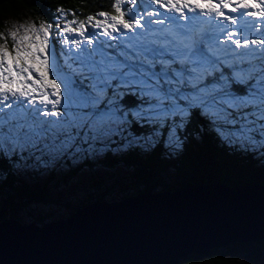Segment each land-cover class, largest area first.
<instances>
[{"label":"snow or ice","instance_id":"obj_1","mask_svg":"<svg viewBox=\"0 0 264 264\" xmlns=\"http://www.w3.org/2000/svg\"><path fill=\"white\" fill-rule=\"evenodd\" d=\"M58 12L59 52L46 21L22 24L0 43V145L15 157L112 129L127 135L129 119L153 138L179 140L194 111L219 125L222 139H264V0H114L87 23ZM154 37L173 46L156 65L170 79L127 68L126 49ZM85 53L84 66H74ZM127 96L143 111L119 110Z\"/></svg>","mask_w":264,"mask_h":264},{"label":"trees","instance_id":"obj_2","mask_svg":"<svg viewBox=\"0 0 264 264\" xmlns=\"http://www.w3.org/2000/svg\"><path fill=\"white\" fill-rule=\"evenodd\" d=\"M113 2L114 0H0V43L4 42L3 36H7L15 22L31 24L46 21L54 26L55 20L61 15L58 9L68 11L67 19L86 20L88 15H94L100 10L111 11ZM148 40L151 39L139 44L145 46ZM8 42L12 43L10 38ZM161 43L159 39L154 44ZM131 51L134 56L129 55L132 59L127 61L128 69H138V64H141L140 67L150 77L164 79L161 71L166 73L167 70L157 72L156 65L171 54L156 57L148 52L142 56L136 51ZM145 59H152L154 63L146 65ZM172 71L174 73L175 69ZM122 104L126 109L137 107L135 109L143 111L144 108V105L139 104L132 96L125 97ZM130 125L133 130L129 131L141 135L142 142L115 153L105 150L101 155L94 156V160L86 156L82 162L70 165L61 174L60 179L52 184L55 187L69 185L78 170L87 166L92 171L89 175L94 189L78 197L73 205L50 192L48 181H51L54 170L50 171V179L41 181L34 175L18 169L19 156L15 157L11 150L0 145V220L9 216L21 218L23 211L31 204L39 202L64 201L63 206L69 214L77 207L99 198H116V195H110L114 193L121 197L142 190L178 189L189 182L198 185L222 182L232 186L254 182L264 184V146L252 148L242 143L229 142L226 138L222 139L215 130L218 125H213L201 117L198 111L193 112L190 123L179 134L180 139L174 144H168L165 137L153 138L149 127L143 124L130 122ZM94 163L103 167V170L94 174ZM72 195L73 192L69 194L71 200ZM66 215L54 217L52 214H38L29 221L20 220L43 223ZM263 255L264 237L256 241L229 242L215 246L205 254L191 253L176 264H228L238 263L243 259L264 264Z\"/></svg>","mask_w":264,"mask_h":264},{"label":"water","instance_id":"obj_3","mask_svg":"<svg viewBox=\"0 0 264 264\" xmlns=\"http://www.w3.org/2000/svg\"><path fill=\"white\" fill-rule=\"evenodd\" d=\"M264 237V184L187 183L99 198L43 223L0 220V264H176Z\"/></svg>","mask_w":264,"mask_h":264},{"label":"rangeland","instance_id":"obj_4","mask_svg":"<svg viewBox=\"0 0 264 264\" xmlns=\"http://www.w3.org/2000/svg\"><path fill=\"white\" fill-rule=\"evenodd\" d=\"M145 7H148L147 4L144 5ZM153 8L155 6H152ZM151 10V9H149ZM69 19V18H68ZM76 19V18H75ZM203 19V18H201ZM77 20H81L77 18ZM85 20V19H83ZM64 17L61 15L59 16V19L55 20L54 26L52 27V37H51V43H53L57 49V52H59L60 48L62 47L58 43V30L56 28L57 24H63ZM87 23V19L85 20ZM36 23V22H35ZM37 26L39 23H36ZM22 25L21 23L15 22L13 23L12 30L19 28V26ZM152 27H160L159 25H154ZM169 29H172L173 33H175V26L168 25ZM89 31H94V29H89ZM22 34V30H21ZM176 34V33H175ZM100 39H104V37H99ZM158 37H154L152 39H157ZM162 39L161 41H164L165 37H159ZM148 40L147 45L142 46L141 44L136 45V49L133 51L138 52L140 55L144 56L146 53H150L156 57H162L165 56V54H172L173 52V46L169 44L168 46H165L163 44L155 45L153 40ZM170 39V38H169ZM183 39V38H182ZM113 43H116V41H113ZM142 43V41L140 42ZM179 45V44H177ZM128 51L129 55L134 56L132 51L130 49H126ZM87 62V53H85V57L83 60L80 57L76 58V62L74 66H84V64ZM139 70L135 68H130L129 70L134 71L138 76L139 74H146L145 70L142 69L140 66L141 64H138ZM161 74H163L164 79H170L171 77L164 71H161ZM150 76V75H148ZM119 79L124 80L125 77L121 76ZM119 110H124L127 112L137 111L139 109H135L137 107H130L129 109H126L123 104L118 102L117 105ZM131 119L127 120L126 123L130 124ZM219 127V125H218ZM124 132V129L121 128L119 131L116 129H112L110 132L106 133L105 135L99 137L98 139L94 138L90 143H86L87 137L81 139L78 144H75L74 146L69 145H58L56 148H47V150H41L38 153L28 152L26 155H19L17 167L18 169L23 170L25 173H30L34 175L35 177L39 178V180H45L50 179V171L54 170L52 172L53 177L51 181H48L49 190L53 194L58 195V197L62 198L66 203L73 205L75 200L80 197L84 196L85 194L89 193L92 189H94V186L92 185L91 178L89 173L92 172L87 166L81 167L78 172L76 173L75 177L70 180L69 185L62 187V185H58L59 187L52 186L53 183H56L57 180L60 179L61 174L70 165H76L83 161V158L86 156H89L90 159L94 160V156L101 155L105 150H112L113 153L125 150L128 147H131L133 144L142 142L140 140L141 135L134 134L127 131V135L122 134ZM155 135H159V133H156ZM226 139H229V142H238L242 143L246 146L252 147V148H258L260 146H264V139H252L251 137H243L239 140L233 138V137H226ZM168 144H174L175 139L169 140L166 139ZM71 143V142H70ZM47 147V146H46ZM94 170L93 173L99 172L100 170H103V167H101L99 164H93ZM109 170V169H107ZM97 175L95 176V178ZM101 188L103 186H100ZM67 188V189H65ZM73 192L72 200L69 199V194ZM58 193V194H57ZM116 195L119 197V194L114 193L110 194ZM124 196V195H123ZM115 196L112 197V199ZM116 197V198H117ZM109 199V198H106ZM64 201L62 203H55V202H39V203H33L31 204L27 210L23 211L21 214V218L19 219L23 221H29L32 217L38 214H52L54 217L56 215L60 214H68V211H65V207L63 206ZM70 202V203H69ZM264 256V255H263ZM264 259V257H263ZM259 261H247L245 259L239 261L238 263H228V264H257Z\"/></svg>","mask_w":264,"mask_h":264}]
</instances>
